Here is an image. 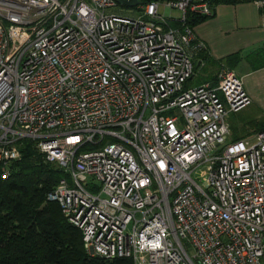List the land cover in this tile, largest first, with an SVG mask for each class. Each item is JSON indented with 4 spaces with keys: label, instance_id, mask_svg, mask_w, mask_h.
<instances>
[{
    "label": "built area",
    "instance_id": "2783aa9c",
    "mask_svg": "<svg viewBox=\"0 0 264 264\" xmlns=\"http://www.w3.org/2000/svg\"><path fill=\"white\" fill-rule=\"evenodd\" d=\"M138 1L140 17L106 14L116 0H0L4 175L36 142L66 175L48 200L92 257L264 264V131L230 139L252 99L227 68L188 85L207 47L187 22L211 0Z\"/></svg>",
    "mask_w": 264,
    "mask_h": 264
},
{
    "label": "trees",
    "instance_id": "16d2710c",
    "mask_svg": "<svg viewBox=\"0 0 264 264\" xmlns=\"http://www.w3.org/2000/svg\"><path fill=\"white\" fill-rule=\"evenodd\" d=\"M211 4L237 3L211 0ZM260 9L264 13V8ZM209 19L190 17L187 26L194 30ZM206 51L201 53L204 59L209 57ZM241 60V54L235 53L221 62L234 70ZM246 61L251 72L264 69V45L249 54ZM213 81L218 82L217 78ZM252 124L255 133L264 131V121ZM241 139L234 136L232 141ZM20 152L21 158L9 165L7 177L0 165V264H134L132 259L90 256L84 249L81 231L69 223L56 202L48 200L65 173L46 162L32 140L22 141Z\"/></svg>",
    "mask_w": 264,
    "mask_h": 264
},
{
    "label": "crops",
    "instance_id": "0c3cea01",
    "mask_svg": "<svg viewBox=\"0 0 264 264\" xmlns=\"http://www.w3.org/2000/svg\"><path fill=\"white\" fill-rule=\"evenodd\" d=\"M212 9L213 15L210 17L211 19L194 29L198 40L206 45L207 51L205 54L209 57L204 59L201 56L202 52H200L195 55L193 61L195 66L199 67L198 69L206 70L208 68L216 71L217 75L212 77L211 82L202 84L216 87L218 82L215 85L213 80L215 78L218 80L221 71L226 68L228 69L225 63L221 62L223 59L242 51L251 54L256 51L252 50L253 47L257 45H261L262 47L264 45V15H262L259 7L249 2L221 5L212 4ZM247 56L248 54L245 57ZM245 59L243 58L236 67H242V76L235 73L234 70L236 68L231 71L245 81V88L252 99V105H255L259 109V117H264V69L251 72L249 64ZM229 120H231V117ZM239 121L244 123L242 119H239ZM232 138L233 134L230 136L231 141Z\"/></svg>",
    "mask_w": 264,
    "mask_h": 264
},
{
    "label": "rangeland",
    "instance_id": "374dc122",
    "mask_svg": "<svg viewBox=\"0 0 264 264\" xmlns=\"http://www.w3.org/2000/svg\"><path fill=\"white\" fill-rule=\"evenodd\" d=\"M255 6L258 7L257 5ZM105 12L106 14L118 13V14H123L125 16H130V17H140L143 14L141 9H138L137 7H126L122 5H118L116 8L108 9ZM159 14L162 16L165 15V7L163 5H160ZM179 15H180L179 11L173 10L172 16L177 17ZM262 15H264V13H262ZM167 20H168L169 25L172 28H176V24L173 21H171L170 19H167ZM260 47L261 45H257L253 47L252 50H257ZM240 53H241L242 59L243 58L245 59L246 58L245 56L247 54L248 55L250 54V53H247L246 51H242ZM198 68L196 70V74L194 75V77L188 82V85L190 88L196 87L199 85L201 86L202 84L206 82H211V80L213 79L212 77L217 75L214 69L207 68L206 70H202ZM241 68L242 67H239L234 70L235 73L239 76L243 75V71ZM259 115H260V111L255 105L249 106L248 108L241 111L238 115H235V116L232 115L231 117L233 118L229 120V123L231 125V134H233V137L235 136V137L242 138V139H249V138L252 139V137L255 136V132L253 131L256 130V128L254 127L252 123L264 121V117H259ZM239 119H242L244 123H241ZM203 171H205L204 167H202L200 171H198V174L195 176V179L197 178L201 180V174Z\"/></svg>",
    "mask_w": 264,
    "mask_h": 264
},
{
    "label": "water",
    "instance_id": "95a60500",
    "mask_svg": "<svg viewBox=\"0 0 264 264\" xmlns=\"http://www.w3.org/2000/svg\"><path fill=\"white\" fill-rule=\"evenodd\" d=\"M119 4L126 7H136L139 5L138 0H116Z\"/></svg>",
    "mask_w": 264,
    "mask_h": 264
}]
</instances>
